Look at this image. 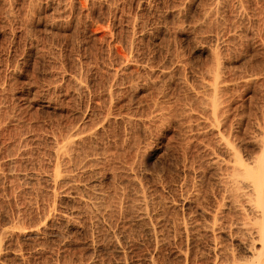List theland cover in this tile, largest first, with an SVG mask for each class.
Here are the masks:
<instances>
[{"label":"rangeland","instance_id":"1","mask_svg":"<svg viewBox=\"0 0 264 264\" xmlns=\"http://www.w3.org/2000/svg\"><path fill=\"white\" fill-rule=\"evenodd\" d=\"M263 127L264 0H0V264L204 262Z\"/></svg>","mask_w":264,"mask_h":264},{"label":"bare ground","instance_id":"2","mask_svg":"<svg viewBox=\"0 0 264 264\" xmlns=\"http://www.w3.org/2000/svg\"><path fill=\"white\" fill-rule=\"evenodd\" d=\"M180 14V13H179ZM217 48V47H216ZM210 49V48H209ZM212 53H213V51H212ZM217 54V53H216ZM215 56V55H214ZM217 56V55H216ZM216 56H215V58L214 57H212V58H214V59H218V58H216ZM218 56H220L219 54H218ZM219 60V59H218ZM214 61V60H213ZM216 61V60H215ZM220 61V60H219ZM222 62V61H221ZM220 62V63H221ZM217 64V63H216ZM215 64V67L218 65H216ZM220 65V64H219ZM214 67V68H215ZM222 67V66H221ZM214 68H212V69H214ZM217 68V67H216ZM216 70V69H215ZM217 70H219V69H217ZM220 70H223V69H220ZM229 71V70H228ZM220 74H221V72H220ZM220 74H219V72L218 71H216V73L214 74V79L212 78V80L214 81V83H213V85L212 86H209V87H211V88H213V90L210 88V91H214L213 92V96H215L214 98L216 99V98H218V99H220L221 97H216V95L220 92V91H218V89L220 88H218V84H219V82L222 80L220 77ZM209 75V74H208ZM212 75V74H211ZM211 77H213V76H211ZM211 81V80H210ZM208 83V82H207ZM211 83V82H210ZM209 83V85H211ZM206 84V83H205ZM220 84H222V82L220 83ZM219 84V85H220ZM206 86V85H205ZM204 87V86H203ZM208 87V86H207ZM208 87V88H209ZM206 88V87H205ZM208 89L206 88V91H207ZM220 90V89H219ZM205 91V92H206ZM209 91V90H208ZM217 91H218V93H217ZM212 92H210V93H212ZM217 94H216V93ZM197 93V92H196ZM220 94V93H219ZM212 95V94H211ZM219 96V95H218ZM220 96H221V94H220ZM195 97V96H194ZM208 97L210 98V96L208 95ZM189 98V97H188ZM205 99H206V97L204 98V101H205ZM215 99H213V103L214 104H217L216 102H217V100L215 101ZM209 100H211V98L209 99ZM196 101H197V99H196ZM208 101V100H207ZM220 101H221V99H220ZM220 101H219V104H221L220 103ZM225 101V100H224ZM189 102V101H188ZM210 102H212V101H210ZM213 103H211V104H209V105H211L212 106V104ZM213 104V108H216V107H218V105H214ZM222 105V104H221ZM206 106V105H205ZM204 106V107H205ZM216 106V107H215ZM212 108V109H213ZM221 108V107H220ZM211 109V108H210ZM217 109V108H216ZM222 109V108H221ZM218 110H219V108H218ZM218 110H217V113H218ZM208 111H210V110H207V112ZM212 111V110H211ZM214 111L216 112V110L214 109ZM221 112V111H220ZM109 115V114H108ZM111 115V114H110ZM212 115H213V117H214V114L212 113ZM105 117V116H104ZM129 117H130V115H129ZM207 118V117H206ZM212 118V117H211ZM216 114H215V119L213 120L214 122H218V119H219V115H218V119L216 120ZM130 119V118H129ZM156 120V119H155ZM212 121V122H213ZM217 122H216V124H217ZM221 122V121H220ZM258 122V121H257ZM101 124V123H100ZM210 124V123H209ZM218 124H219V122H218ZM217 124V125H218ZM211 125V124H210ZM220 125V124H219ZM219 125L217 126L218 128H219ZM212 128H213V123H212ZM264 128V127H263ZM93 130V129H92ZM219 131V130H218ZM80 132V131H79ZM220 132V131H219ZM218 132V133H219ZM73 133V132H72ZM76 133V132H75ZM74 134V133H73ZM83 134V133H82ZM219 134H221V133H219ZM76 135H77V133H76ZM92 135V134H91ZM223 135V134H222ZM70 136V135H69ZM73 136V135H72ZM95 136V135H94ZM75 137V136H74ZM78 137H79V135H78ZM223 137H225V136H222V138ZM255 137H257V136H255ZM62 138V137H61ZM68 139H69V141H65V144L64 145H61V147L60 148H58V150L56 149V153L58 154L57 156H58V158L60 159V157H61V159H62V162H63V160L64 161H66L67 160V162H68V160L69 161H71L72 159V154H71V150H73L72 148H73V146H76L78 143H76V140H75V138H71V137H68ZM67 139V140H68ZM78 139V138H77ZM81 138H79V140H80ZM85 139V138H84ZM90 139V138H89ZM224 139V138H223ZM226 139V138H225ZM229 139V138H228ZM228 139H226V140H228ZM264 139V138H263ZM83 139H81V141H82ZM186 140V139H185ZM184 140V141H185ZM256 140V139H255ZM80 141V142H81ZM84 141V140H83ZM90 141V140H89ZM190 141V140H189ZM261 141V140H260ZM79 142V141H78ZM225 142H227V141H225ZM263 142H264V140H263ZM61 143H63V141H61ZM75 143H76V145H75ZM261 143V142H260ZM225 144V143H224ZM228 144V143H227ZM263 144V143H262ZM231 146H230V148H232L233 146V149L237 152H235V151H233V149H228V151H230V152H234V153H228L227 155H229L230 156V154H234V156H235V158L237 157L236 155L238 154V152L239 151H237L238 149H235V145H232V144H230ZM80 146V145H79ZM262 146H264V144L262 145ZM225 147H228L229 148V144L227 145V146H225ZM237 148V147H236ZM74 149H75V147H74ZM264 149V148H263ZM225 150V149H224ZM261 150V149H260ZM226 151H227V149H226ZM227 151V152H228ZM263 151V153H261V155H259V156H257V158H255V157H250V155H249V157L251 158V160L252 161H250V162H248V159H247V161L245 162L244 161V159H242L241 157H240V159H235L234 158V156H233V158H234V161L236 160V162L237 163H235V166H236V164H237V166L235 167V171L233 170V168H232V170L234 171V173L231 175L232 177L229 179L228 178V176H227V178H228V182H227V185H226V187L227 188H225V189H227L228 190V193H230L229 194V196H230V201H229V205L231 206V208H233L234 210H235V213L237 214V216L235 217L234 216V218H232L231 220L229 219V218H231V217H228L227 218V220L229 219V225H227V224H224V223H221L222 222V220H221V222H220V220H219V225H218V217L216 216L217 214H219L220 213V211L222 212V210H220V208H221V206L218 208V210H219V212H218V210L217 211H215L217 214L215 215V213L213 214V219L215 218L214 216H216V218H215V222L213 221V225L212 224H210L212 227V231H213V233L212 234H214V241L212 242V243H210L209 244V246L210 247H208V249H210V252L208 253V256H206V258H205V260H204V262H201V263H198V261H197V263H196V261H195V263H193V264H264V150H262ZM260 152V151H259ZM241 152H239V155L240 156H242L241 154H240ZM14 155V154H13ZM74 155V154H73ZM80 155V154H79ZM231 155V156H232ZM238 155V156H239ZM78 156V155H77ZM256 156V155H255ZM75 157V156H74ZM57 159V158H56ZM61 159H60V161H61ZM246 160V159H245ZM57 161V160H56ZM59 160H58V162H60ZM66 162V163H67ZM72 162V161H71ZM61 163V162H60ZM70 163V162H69ZM62 164V163H61ZM71 164V163H70ZM222 164V163H221ZM66 164H64V166H65ZM229 165V164H228ZM54 166H57V165H54ZM63 166V167H64ZM67 167L69 166L68 165V163H67V165H66ZM61 167V168H60ZM60 167H56V169L53 171V173H52V175H51V179H53V180H56V182L58 183V182H64V183H69V184H67V186H68V188L69 187H72V185L74 184V182H71V181H73L76 177L73 175V174H71L70 173V171H69V174H66L67 172H68V170H67V172H66V170L64 171V172H62V165L60 166ZM66 167V168H67ZM75 167V166H74ZM53 168V167H52ZM55 168V167H54ZM53 168V169H54ZM65 168V169H66ZM72 168V167H71ZM64 169V168H63ZM52 170V169H51ZM73 170V169H72ZM76 170V169H75ZM85 171V170H84ZM231 171V170H230ZM66 172V173H65ZM72 172V171H71ZM87 172V171H86ZM64 173V174H63ZM231 174V173H230ZM73 176L75 177V178H73ZM135 176V175H134ZM48 177V176H47ZM130 178V177H129ZM57 180H59V181H57ZM76 180V179H75ZM82 180V179H81ZM99 180V179H98ZM136 180V179H135ZM223 180V179H222ZM225 180V179H224ZM77 181V180H76ZM78 181H79V179H78ZM77 181V182H78ZM83 181V180H82ZM81 181V182H82ZM133 181H134V179H133ZM51 182V181H50ZM70 182H71V184H70ZM75 183L76 185L79 183ZM60 184V183H59ZM80 184V183H79ZM61 185H62V183H61ZM64 186H66L65 184H63ZM71 185V186H70ZM81 185V184H80ZM80 185H78V186H80ZM75 186V185H74ZM84 186V185H83ZM82 186V187H83ZM142 186V185H141ZM77 187V186H76ZM80 188V187H79ZM76 189H78V188H76ZM75 189V190H76ZM144 189V188H143ZM67 190V189H66ZM71 190H74V188L72 189L71 188ZM74 190V191H75ZM78 190H80V189H78ZM145 190V189H144ZM68 191H70V189L68 190ZM143 191V190H142ZM141 191V192H142ZM79 192H81V191H79ZM68 193V192H67ZM57 194V193H56ZM69 194L71 195V193L69 192ZM79 194V193H78ZM145 194V193H144ZM83 195V194H82ZM81 195V196H82ZM142 195H143V193H142ZM99 196V195H98ZM225 196V195H224ZM67 197H69V196H67ZM83 197V196H82ZM100 197V196H99ZM102 197V196H101ZM100 197V198H101ZM144 199H145V195L144 196H142ZM196 197H197V195H196ZM65 198V197H64ZM77 198V197H76ZM81 198V197H80ZM88 198V197H87ZM141 198V197H140ZM228 198V197H227ZM75 199V198H74ZM73 199V200H74ZM79 199V198H78ZM84 199H85V197H84ZM97 199V198H96ZM142 199V198H141ZM229 199V198H228ZM83 200V199H82ZM90 200V199H89ZM224 200V199H223ZM66 201V200H65ZM81 201V200H80ZM139 201V200H138ZM146 201V200H145ZM145 201H144V203H145ZM149 201V200H148ZM148 201H146V202H148ZM67 202V201H66ZM86 202V201H85ZM91 202V201H90ZM93 202H95V201H93ZM93 202H92V204H93ZM99 202H101V201H99ZM223 202V201H222ZM221 202V203H222ZM141 203V202H140ZM219 204V203H218ZM223 204V203H222ZM226 204V203H225ZM53 205V204H52ZM89 205V204H88ZM95 205V204H94ZM99 205V204H98ZM101 205V204H100ZM221 205V204H220ZM147 206V205H146ZM223 206V205H222ZM53 207V206H52ZM88 207V206H87ZM101 207V206H100ZM149 207V206H148ZM147 207V208H148ZM225 207V206H224ZM50 208V207H49ZM91 208V207H90ZM216 208V209H217ZM229 208V207H228ZM53 209V208H52ZM99 208H97V210H98ZM139 209V208H138ZM101 210V209H100ZM147 210V209H146ZM145 210V211H146ZM102 211V210H101ZM139 211V210H138ZM141 211V210H140ZM149 211V210H148ZM203 211V210H202ZM229 211H231V210H228V212ZM98 212V211H97ZM144 212V211H143ZM225 212V211H224ZM99 213V212H98ZM102 213V212H101ZM146 213V212H145ZM145 213H142L141 215H143V214H145ZM94 214H96V213H94ZM222 214H223V212H222ZM228 214V213H227ZM230 214H231V212H230ZM233 214L234 213H232L231 215H232V217H233ZM146 215V214H145ZM224 215V214H223ZM230 215V216H231ZM48 216V215H47ZM46 216V217H47ZM51 216V215H50ZM90 216V215H89ZM96 216V215H95ZM144 216V215H143ZM219 216V215H218ZM220 216H221V214H220ZM219 216V218H222V217H220ZM64 217V216H63ZM62 217V218H63ZM66 217V216H65ZM65 217H64V219L63 220H67L68 221V217L65 219ZM99 216H98V214H97V218H98ZM148 217V216H147ZM146 217V218H147ZM224 217V216H223ZM137 218V217H136ZM145 218V217H144ZM144 218H143V220H144ZM48 219V218H47ZM59 219V218H58ZM140 219H142V218H140ZM148 219H150V218H148ZM217 219V220H216ZM44 220H46V219H44ZM60 220V219H59ZM138 220V219H137ZM225 221H226V219H224ZM223 220V221H224ZM91 221V220H90ZM45 222V221H44ZM60 222V221H59ZM143 222H145V220L143 221ZM217 222V223H216ZM227 222V221H226ZM225 222V223H226ZM42 223V222H41ZM51 223V222H50ZM11 224V223H10ZM46 224V223H45ZM62 224V223H61ZM9 227V226H8ZM44 227H47V226H45L44 225ZM10 228V227H9ZM14 228V227H13ZM32 228V227H31ZM71 228V227H70ZM18 229H19V227H18ZM46 229V228H45ZM45 229H43V230H45ZM6 230V229H5ZM14 230V229H13ZM20 230V229H19ZM37 230V229H36ZM48 230V229H47ZM209 230H210V228H209ZM210 230V231H211ZM219 230V232L220 233H225L226 234V232H228L231 236H233L235 239H237L236 241H238L237 243V250L235 249V247L234 248H228V247H226V246H223V244H222V241L221 240H219L218 239V237H220V233L218 234L217 233V231ZM9 231V230H8ZM14 231H17V230H14ZM30 231V230H29ZM51 231V230H50ZM55 231V230H54ZM109 231V230H108ZM150 231H152L151 229H150ZM156 231V230H155ZM209 231V232H210ZM13 232V231H12ZM31 232V231H30ZM198 232V231H197ZM0 233H1V231H0ZM3 233H6V232H3ZM10 233V232H9ZM14 233V232H13ZM16 233V232H15ZM32 233V232H31ZM38 233V232H37ZM36 233V234H37ZM53 233V232H52ZM216 233H217V235H216ZM19 234H22L21 232L19 233ZM33 234H34V232H33ZM112 234V233H111ZM211 234V233H210ZM224 234V235H225ZM3 235H5V234H3ZM6 235H8V234H6ZM24 235V234H23ZM25 235H26V233H25ZM115 235H117V234H115ZM114 235V236H115ZM154 235H155V233H154ZM19 236V235H18ZM119 236V235H118ZM158 236V235H157ZM218 236V237H217ZM2 237V236H1ZM189 237V236H188ZM2 238H5V237H2ZM115 238V237H114ZM116 238H117V236H116ZM225 238V237H224ZM213 239H211V240H213ZM218 239V240H217ZM232 239V238H231ZM2 240V239H1ZM117 240V239H116ZM121 240V239H120ZM124 240H125V238H124ZM119 241V240H118ZM188 242V241H187ZM232 242V241H231ZM159 243V242H158ZM120 244V243H119ZM0 245H2L1 243H0ZM208 245V244H207ZM229 245V244H228ZM232 245V244H231ZM156 246V245H155ZM233 246V245H232ZM103 247V246H102ZM140 247V246H139ZM141 248V247H140ZM1 249V248H0ZM155 251V250H154ZM208 252V251H207ZM181 253H182V251H181ZM183 254H184V252H183ZM187 252H186V256H187ZM23 255V254H22ZM182 256V255H181ZM186 256H184L186 259H187V257ZM202 256V255H201ZM201 256H200V258H201ZM196 257V256H195ZM199 257V256H198ZM197 257V258H198ZM190 258V257H189ZM199 258V259H200ZM181 259V258H180ZM190 259H192V257L190 258ZM189 259V260H190ZM194 259V258H193ZM196 260V259H195ZM152 261H153V259H152ZM191 261V260H190ZM190 261H188L189 263H191ZM124 262V261H123ZM156 262V261H155ZM154 261H153V263H155ZM187 262V261H186ZM181 263H184V262H181ZM125 264H126V262H125ZM188 264V263H187Z\"/></svg>","mask_w":264,"mask_h":264}]
</instances>
